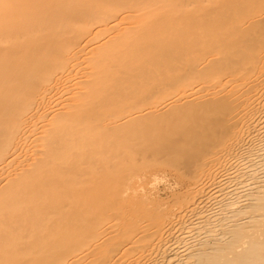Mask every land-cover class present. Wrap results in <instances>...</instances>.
I'll use <instances>...</instances> for the list:
<instances>
[{
    "label": "bare ground",
    "instance_id": "1",
    "mask_svg": "<svg viewBox=\"0 0 264 264\" xmlns=\"http://www.w3.org/2000/svg\"><path fill=\"white\" fill-rule=\"evenodd\" d=\"M0 264H264V0H0Z\"/></svg>",
    "mask_w": 264,
    "mask_h": 264
},
{
    "label": "rangeland",
    "instance_id": "2",
    "mask_svg": "<svg viewBox=\"0 0 264 264\" xmlns=\"http://www.w3.org/2000/svg\"><path fill=\"white\" fill-rule=\"evenodd\" d=\"M171 184H174V181H173V182H171Z\"/></svg>",
    "mask_w": 264,
    "mask_h": 264
}]
</instances>
